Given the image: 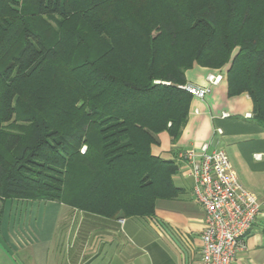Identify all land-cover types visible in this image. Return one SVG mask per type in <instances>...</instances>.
Instances as JSON below:
<instances>
[{"label":"trees","instance_id":"1","mask_svg":"<svg viewBox=\"0 0 264 264\" xmlns=\"http://www.w3.org/2000/svg\"><path fill=\"white\" fill-rule=\"evenodd\" d=\"M195 65L264 127V0H0V201L154 216L179 166L152 148L180 137Z\"/></svg>","mask_w":264,"mask_h":264},{"label":"crops","instance_id":"2","mask_svg":"<svg viewBox=\"0 0 264 264\" xmlns=\"http://www.w3.org/2000/svg\"><path fill=\"white\" fill-rule=\"evenodd\" d=\"M216 71L195 65L186 72L187 83L207 86V75ZM225 113L230 116L224 118ZM247 114L254 115L252 99L246 93L230 95L227 77L204 99L192 97L180 137L174 142L167 132L161 133L160 143L152 148L153 155L179 166L173 177L179 194L158 200L154 216L106 218L60 202H47L50 205L44 208L45 201L36 205L37 201L15 200L21 208L28 204L24 224L23 211L18 208L16 212L20 230L24 226L29 231V226L34 233H0V264H202L205 213L178 155L205 143L210 144L209 152L227 151L241 184L262 205L261 215L245 239L246 249L239 252L234 264H264V127ZM2 206L4 223L8 200ZM10 211L11 226L12 207Z\"/></svg>","mask_w":264,"mask_h":264},{"label":"built area","instance_id":"3","mask_svg":"<svg viewBox=\"0 0 264 264\" xmlns=\"http://www.w3.org/2000/svg\"><path fill=\"white\" fill-rule=\"evenodd\" d=\"M225 77L224 71L211 72L206 77L207 86L187 83L180 88L204 99ZM229 116L223 114L224 118ZM246 116L253 118L252 114ZM217 133L222 134V130ZM209 149L208 143L188 149L179 153L178 161L188 169L196 202L205 213L202 264H234L239 252L246 249L245 239L260 217L262 205L258 196L241 184L227 151Z\"/></svg>","mask_w":264,"mask_h":264},{"label":"rangeland","instance_id":"4","mask_svg":"<svg viewBox=\"0 0 264 264\" xmlns=\"http://www.w3.org/2000/svg\"><path fill=\"white\" fill-rule=\"evenodd\" d=\"M14 201L15 200H12V199L8 200L9 206H7V214H6L7 217L5 218L4 223H2L3 222L2 221V217L0 216L1 217L0 218V233H17L19 231H23L24 233H29V232L34 233L32 228H30L29 226H28V230L29 231H27V229L24 226H22L21 227L22 230H20L21 219H20V217H18V220L16 222V214H17L16 212H17L18 208H20V213H21V210L23 211V213H21V215L23 214V224H24V217H25L24 214L27 211L26 209L28 207V204L27 203L26 204L23 203V205H25V206H24V208H21L23 206H21V204L18 203V201L17 202H14ZM43 203L44 204H42V206L45 208L46 206L50 205L49 203H53V202H49V203L43 202ZM19 204H20V206H19ZM31 205L32 204H30V206H29L30 208L32 207ZM36 205H39V201H37ZM11 207H12L14 212H13V215H12V222L13 223L10 226L9 225V216H11V214H12L11 211H10ZM59 207L61 209V206H59ZM77 213H79V212H77ZM84 213H86V212H84ZM2 215H4V212L2 213ZM18 215L20 216V214H18ZM46 227H48V225ZM36 231H37V228H36Z\"/></svg>","mask_w":264,"mask_h":264},{"label":"water","instance_id":"5","mask_svg":"<svg viewBox=\"0 0 264 264\" xmlns=\"http://www.w3.org/2000/svg\"><path fill=\"white\" fill-rule=\"evenodd\" d=\"M2 207V202L0 201V208Z\"/></svg>","mask_w":264,"mask_h":264}]
</instances>
